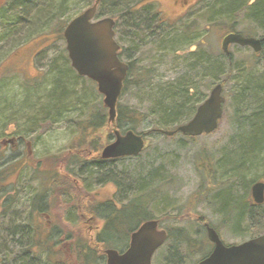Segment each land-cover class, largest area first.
Wrapping results in <instances>:
<instances>
[{"label": "trees", "instance_id": "obj_1", "mask_svg": "<svg viewBox=\"0 0 264 264\" xmlns=\"http://www.w3.org/2000/svg\"><path fill=\"white\" fill-rule=\"evenodd\" d=\"M246 1L204 0L203 15L199 19L180 20L175 24H166L158 20L157 11L149 1L99 0L96 14L97 16L110 15L116 19V36L119 38L122 47L120 54L128 64V71L120 97L130 87H136V89L145 87L149 91L148 97L152 105L148 110L149 112H142L134 107L121 106L118 99L116 116L112 124H108L107 110L104 106L97 110L91 107L92 111L90 110L89 118L82 119L78 123L88 124L80 130L81 134L83 133L81 139H86L85 130L89 129L92 133L90 135L92 136L90 138L92 142H89L88 145H91L92 148L98 145L102 146L101 140L98 145H95V142L99 141L95 136L98 133L97 130L102 126H106V124L118 128L122 132L133 130L142 134L146 140V146L142 152L136 156L121 157L136 159L141 157L142 153L148 148L149 139L147 137L155 133L166 136L162 130H174L178 125L193 116L198 104L205 99L204 92L200 93L198 87L203 86L205 90H208L213 83L220 82L222 86L232 82L236 83L239 87L232 91L233 102H231L233 138L230 139V144L232 147L234 146V152L233 156L222 161L227 167L232 168L238 177L241 173L248 175L258 170H261L262 174L259 177L252 178L250 182L247 181L242 184L244 193L237 198L232 194L233 185L230 183L223 188H219L224 193L220 194V191L213 196L214 199L218 200L217 209L222 214V219L218 226L210 225L218 233L220 225L223 224L233 234L251 237L258 233L249 232L244 223L245 220L250 217L253 224L255 221L262 222L264 219L263 206L252 204L253 201L249 195L251 185L258 180H264V64L253 65L254 62H251L245 65L240 60L228 59L227 55L229 54H225L217 45L214 46V39L217 35L218 37L223 36L235 28L233 12L240 7H244ZM77 2L80 9H76ZM93 2L94 0H59L55 4L52 0H26L22 5H24L23 9L29 13L28 23L32 18L30 7L36 6L37 16H44L42 18L44 25L48 20L51 23L52 15L56 11H58L60 19L62 15L64 16L65 8L71 10V7H73L76 12H80L87 6L92 5ZM107 3L109 5H106ZM1 15H3V12ZM71 16L66 17L64 23L61 24L60 22L59 25L64 27ZM249 17L253 23L249 34L255 28L254 25L264 31V0H257L250 7ZM143 23L146 24L145 31L147 33L140 36L139 29H141ZM124 27L126 32L124 31L123 35L119 34V29L124 30ZM138 37H140L139 40ZM146 48H151L150 54L144 52ZM60 50V62L53 74L54 79L57 77L53 92L50 96L48 94L44 98H38L33 106L27 108L28 113H30V115H26L27 117L25 116L27 123H57L64 118L68 121L69 119L62 116L67 114L68 117L71 107L75 104L80 105L82 102L79 95L75 93L74 87L75 79H81L82 76H79L69 66L65 50ZM177 51L178 54L180 53L179 55L176 53ZM177 61L179 62L177 63ZM147 62H150V64L144 68L142 64ZM167 62L170 66L185 65L187 67L185 73H179L170 79L158 76L159 65H166ZM157 78H162V83H158ZM93 84L95 83L93 82ZM197 93L201 95L194 104H191ZM89 108L87 103L86 109L89 110ZM148 116L154 118L153 126L147 130L138 131L137 123L142 122ZM65 125L74 130L71 123L65 122ZM187 138L194 139V137ZM78 145L79 149L87 146L86 144ZM70 149L75 151V146ZM70 154L78 164L83 165L80 169L86 172L83 177L90 179L92 177V186L96 182L101 183L99 181L105 182L108 178L114 179L119 191L127 196L118 207H113L114 205H110L108 201L93 204L88 211L98 213L105 209L109 210L101 218L103 225L95 234L96 239L92 240L96 246L93 248L90 243L85 242H77L74 246L77 253L82 254V260L79 259L80 264H105L100 261V258L104 257L103 250L105 248L120 250L124 246L122 244H125L127 239L129 240L130 233L139 224L149 219H157V217L149 215L147 206L154 200V197H160L157 193L164 191L163 189L168 181L161 179L160 173L162 170H154L151 173L141 174L136 179L129 175L128 179L134 181L132 188L127 183H122L123 179H120V175L115 168L108 166V163L111 164L112 160H103L99 155L93 159H86L75 152H70ZM201 157L203 163L206 160L212 166L210 156L202 153ZM205 174L207 176L208 172H205ZM235 174L233 173V176ZM140 178H142L141 181ZM86 186L92 187L89 184H86ZM208 189L209 187L205 191L207 192ZM160 205L163 206V204ZM129 220H131V223ZM242 224L244 227L241 228ZM203 228L205 229L204 226ZM166 231V242L169 243V246L167 256H164V264H171L174 258H179L177 261H173L176 263L180 262L181 258L193 259L197 262L211 250L209 248L212 244L208 241L207 236H197V231L194 235L183 227H172L166 229ZM122 238L125 240L124 243L121 242ZM160 248L156 251L155 256ZM95 251L99 252V254L97 253L98 256L95 255Z\"/></svg>", "mask_w": 264, "mask_h": 264}, {"label": "rangeland", "instance_id": "obj_2", "mask_svg": "<svg viewBox=\"0 0 264 264\" xmlns=\"http://www.w3.org/2000/svg\"><path fill=\"white\" fill-rule=\"evenodd\" d=\"M3 2L4 0H0V5L3 4ZM192 2L193 0H189V3ZM32 5L34 4L32 3ZM106 5L109 4L107 3ZM161 5L164 13L168 17H176L179 13V9L176 8L170 0H161ZM78 6L80 5L77 2L76 9H80ZM31 9L33 8L30 7V14L32 13ZM71 10L65 8L64 16L62 15L59 19V24L60 22L63 24L65 18L71 16V14L74 13L73 7H71ZM40 37L41 39H39L37 43L31 41L28 44L20 47V59L16 62H12L10 74L6 77L7 80L11 81L9 82V88L13 94L11 98L12 102L15 100H18L17 102H21L22 96L31 94L32 91L44 93L47 90V85H51V77L49 75H46L44 80L39 79L41 75L40 72L43 74L45 67L36 64V61L33 62V56L40 47L49 44L51 46L46 48L44 52H48L50 56L54 52H57L59 48L63 49L64 40H58V36L56 35H40ZM37 38L38 37L35 36V39ZM221 38L222 36L218 37V35L215 37L214 46L217 45L220 47ZM52 42L54 43L52 44ZM19 45L20 44H14V46ZM144 52L146 54H150L151 48H146ZM238 56H240V54ZM38 61L41 64L44 63L42 57L41 60L38 59ZM178 62L179 61H177V63ZM16 63H19L21 69L16 67ZM149 64L150 62L143 63L142 66L146 68L149 66ZM186 68L187 67L183 64L179 66H177V64L175 66H170L169 62H167L166 65L159 66V72L157 74L158 76L165 79H170L179 73H185ZM157 79L159 80L157 81L158 83H162V78ZM74 83L75 93L79 95L82 102L80 105L75 104L71 107L68 117L67 114L62 116L69 120L66 121L64 118L57 122V126L49 130L47 134L45 130L41 129L34 135L30 136V138H36V136L39 135L40 139L39 144L37 141H34L32 145L30 144V154H42L43 156H45L44 154L48 155V161L53 164L54 170L63 175L65 174L64 169L68 170L67 165L71 166V164L70 161H68L65 166H62V164H60L62 155L65 157L68 156L70 152H75L83 156V158L93 159L100 154L104 145L110 143L113 140L112 132L114 128L111 125H108L109 123L106 124V126L99 128L97 130L98 133L95 136L99 140L95 142V145H98L101 140L102 146L98 145L92 148L91 145H88L89 142H92L90 140L92 137L90 135H92V133L89 129L85 130L86 139H81L83 133L81 134L80 130H82V127L85 128L88 124L78 123V121L89 118L91 107L94 108V110H97L101 106H104L103 95L97 91L96 84H93V82L88 78H77L75 79ZM238 87L239 86L234 82L223 85L222 95L225 97V102L222 105L223 113L217 128L213 132L196 136L193 140H190L181 134H176L174 136H163L155 133L150 137H147L149 139V142L147 143L148 148L144 153H142L141 157L136 159L121 158L113 162L111 161V164L108 163V166H111L113 169L115 168L117 170L118 174L120 175V179H123L122 183H127L132 188L134 181L128 179L129 175L136 179L138 176H141V174L144 175L147 172H154V170H162L160 173L162 176L161 179L167 180L168 184H166L162 193H157L160 197H156L157 199L154 197V200H152L147 206L149 215L152 217H157L160 228L168 229L172 227H183L193 235L195 231H197V236L205 235L206 237V232L203 228L204 223L208 222L211 225L218 226L222 219V214H220L217 209L218 200L214 199L213 196L214 194L216 195L221 191L219 188H223L230 183L233 185L232 194L237 198L240 197L242 193H244L241 186L242 184H245L247 181L250 182L252 178L261 176L260 174H262V171L258 170L248 175H243L241 173V175L238 177L235 174V171L232 168L227 167V165H225L222 161L227 159V157L230 158V156H233L234 152V146L232 147L230 144V139L233 138V129L231 126L233 109L231 102H233L232 91L236 90ZM198 88L200 93L204 92V98H206L211 87L208 90H205L203 86ZM148 92L149 91L145 89V87L138 89H136V87H130L126 89L123 95L119 98V104L123 107L129 106L134 107L142 112H149L148 110L152 104L148 97ZM14 93L20 95L21 98L15 97ZM200 95L201 94L197 93L196 97L192 99L191 104H194ZM35 101V99H30L29 103H34ZM15 103L16 102H13V104ZM87 103L90 107L89 110L86 109ZM65 122L71 123L74 127V130L68 128L65 125ZM154 122V118L152 116H148L142 122L137 123V130H147L153 126ZM78 144H86L87 146H85L86 148L79 149ZM39 145L43 147L44 152L40 150L39 153H36ZM73 146H75V151L70 149ZM61 148L62 150L65 148V151L60 152ZM202 153L210 156V162H212V166L211 164L209 165L206 160L204 163L202 162ZM51 156H54L53 158L55 159L53 160ZM47 165L49 164L45 163V167L40 173L44 185H48V177L50 176L51 172L45 170ZM82 166L83 165L78 164V162H76L74 159V166L72 165L70 168V171L78 174L76 180L80 179L81 185L83 186L76 187L78 182L75 180L76 184L72 189V192L75 195V201L73 200L72 203H70V207L74 206L75 203V207H73V216L71 215V217H69V214L66 211L70 207L69 204H67V201H64L65 197H63L60 193L63 190L61 187L58 188V194L56 188L49 194V203L45 209V213L47 214L48 218L54 220L53 224L58 226L63 234L69 233L73 235V246H76L77 242H85L88 244L90 243L94 248L96 245L92 241V236H95L97 231L101 228V218L106 215L109 210L105 209L104 211H99L96 213L94 211H88L89 208L82 207V205L86 204L90 200H94L95 203L98 201H108L110 205H114L113 207H118L120 204H122L125 198H127V196L123 195L122 192L119 191L114 179L108 178L105 180V182L99 181L101 183H94L93 186L91 182L92 177L86 182V178L83 177L85 175L84 171L80 170ZM33 168L34 167L27 168L25 172L27 176L31 178L28 180L29 188L34 190L37 183V172L36 170H32ZM205 172H208L207 176ZM233 173L235 176H233ZM141 180L142 178H140V181ZM86 184H89L92 187L89 188L86 186ZM207 187H209V189L206 192L205 189ZM88 192H90V195H88ZM223 193L224 192L221 191L220 194ZM160 204H163V206ZM107 207L113 208L112 206ZM262 209L264 210V208ZM67 218H70V223L66 221ZM200 219L202 220L200 221ZM129 222L131 223V220H129ZM255 222L253 224L254 228H256L253 230L254 234L264 233V219L262 222ZM242 227H244L243 224L241 228ZM44 230H46L45 225L43 227V232ZM219 233L222 240L226 244L239 243L248 239V235L239 236L237 234H233V232H231L227 226H223V224L220 225ZM122 241L124 243L125 240L122 238L121 242ZM127 244L128 239L125 244H122L124 246H119L121 247L120 250L125 249ZM168 246L169 243L166 242L160 248L159 252H157L156 256L154 253L152 264L163 263L164 256H167ZM68 249H70V245L68 243H65L64 246L59 248L57 255L59 262L61 264H80L79 259L80 261L82 260V254H78L77 250L75 249L73 252L70 250V253H68ZM209 249H211V246ZM97 253L99 254V252L95 251L96 256H98ZM178 259L174 258L171 261V264L196 263L193 261V259L189 260L183 258H181L180 262L178 263L173 262L177 261ZM100 261L105 263V257L100 258Z\"/></svg>", "mask_w": 264, "mask_h": 264}, {"label": "flooded vegetation", "instance_id": "obj_3", "mask_svg": "<svg viewBox=\"0 0 264 264\" xmlns=\"http://www.w3.org/2000/svg\"><path fill=\"white\" fill-rule=\"evenodd\" d=\"M52 1L56 4L59 0ZM145 1H149L153 4V8L157 11L158 20L166 24H175L180 20L188 21L194 18L199 19L204 11V0H193L192 3H189V0H170L171 3L179 9V13L176 17H168L163 11L161 0ZM256 1L257 0H247L246 4L243 5L244 7H240L233 12V24L235 28L228 33H238L243 37L257 39L260 41V49L256 51L249 45L230 43L228 45V52H224L221 47V42L223 37L228 33L224 34L220 41V49L225 54H229L227 55L228 59L240 60V62L245 65L251 62H254L253 65L264 64V31L262 28H258L254 25L255 28H253L252 33L249 34L251 25L253 24L249 17V10ZM25 2L26 0H4L3 4L0 5V264H60L57 257L58 250L64 246L65 243H68L70 249H68L67 252L70 253V250L73 252V235L69 233L63 234L58 226L53 224L54 220L48 218L45 209L49 203V194L53 192L55 188L57 194L59 187L63 189H61L62 191L60 193L65 197L64 201H67L69 207L70 203L75 199L72 189L76 184L75 180L78 174L70 171L72 165L74 166V157L70 154L68 156L64 155L65 157H63V155L61 156L60 164H62V166H65L68 161H70L71 164V166L67 165L68 170L64 169L65 174L63 175L54 170L53 164L48 161V155L44 154L48 157L42 154L31 155L29 149L30 144L32 145L34 141H37L39 144L40 139L39 135L36 136V138H30V136L41 129L45 130L47 134L49 130L57 126V123L31 124L27 123L26 120V115H30L27 108L33 106L36 102L35 101L33 104L28 103L30 98L31 100H37L38 98L48 96V94L50 96L53 92L55 87L54 82L57 79V77L54 79L53 74L56 72L60 62V48L57 52L49 56L48 52L45 53L44 50L51 45H45L40 47L33 56V62L36 61V64L45 67V75L44 71L43 74L40 72L41 75L39 79L44 80L46 75L51 77V85H47L46 92L32 91L31 94H26V96L24 95L22 98L20 95L14 93V96L20 97L22 101L17 102L18 100H15L13 102L16 103L13 104L11 101L13 94L9 88V82L11 81L7 80L6 77L10 74L12 62H16L20 59L21 54L19 48L31 41L37 43V41L41 39L40 35H56L58 36V40H64L63 49L68 58L66 42L63 36L66 25L64 27L59 25L58 11L52 15L51 23L50 20H48L43 25L42 18L44 16H37L36 13H38V11H36V6H33V9H31L32 15H30L32 18L28 23L29 13L27 10L23 9L24 5H22ZM83 10L76 12V9H74V14L71 16L70 20ZM2 12L4 17L1 15ZM103 15L97 16L95 13L91 21H97L105 17H111L114 20V39L119 46L117 55L121 61L127 63L120 54L122 47L118 40L119 38L116 36V19L110 15ZM145 26L146 24L143 23L141 29H139L140 36L143 35V33H147L145 31ZM124 31L126 32L125 27L124 30L119 29L118 33L123 35ZM35 36L38 38L35 39ZM137 39L139 40L140 37ZM15 43L16 45H20L14 46ZM53 43L54 42H52V44ZM176 53L178 54V51ZM239 54L240 56H238ZM41 57L44 62L43 64L38 61V59L41 60ZM68 62L70 64L69 58ZM16 67L21 69L19 63H16ZM40 150L44 152L43 147L39 145L36 153H39ZM62 151H65V148L63 150L61 148L60 152ZM53 157L54 156H51L54 160L55 158ZM45 163L49 164L46 166L45 170L51 171L48 177V185H44L40 175L41 170L45 167ZM31 167H34L32 170H36L37 172V183L34 190L29 188L28 180L31 178H29L25 172L27 168ZM85 178L86 182L90 180V178ZM76 181L78 182L76 187H81L80 179ZM88 193V195H90V192ZM93 204H95L94 200H90L82 205V207L91 208ZM252 204L263 206L262 208H264V203ZM73 207H75V203L74 206L66 210L69 217H71V215L73 216ZM69 219L70 218L66 219L68 223H70ZM252 221L253 220L249 217L244 222L249 232L256 229ZM44 225L46 226V230L43 232ZM208 226L207 223L204 224L205 229H207ZM258 235L260 234L248 237V239ZM95 239V236H92V240Z\"/></svg>", "mask_w": 264, "mask_h": 264}, {"label": "water", "instance_id": "obj_4", "mask_svg": "<svg viewBox=\"0 0 264 264\" xmlns=\"http://www.w3.org/2000/svg\"><path fill=\"white\" fill-rule=\"evenodd\" d=\"M98 2L96 0L91 7L74 17L65 27L63 35L71 66L78 75L96 82L98 92L103 94L108 121L113 123L128 65L117 55L119 46L114 39V20L105 17L91 21ZM230 43L249 45L256 51L260 49L259 40L238 33H228L223 37L221 47L224 52H228ZM224 101L222 85H214L189 121L174 130H162L163 134L171 136L180 132L195 137L213 132L222 116ZM113 136L114 139L101 151L103 159L136 156L145 146L144 136L132 130L121 133L114 129ZM250 195L254 203H264V180L251 185ZM206 232L213 247L196 264H264V234L238 244L226 245L212 227L208 226ZM166 239L167 232L158 228V221L147 220L131 233L125 250L119 252L109 248L104 251L106 264H151L154 252Z\"/></svg>", "mask_w": 264, "mask_h": 264}]
</instances>
